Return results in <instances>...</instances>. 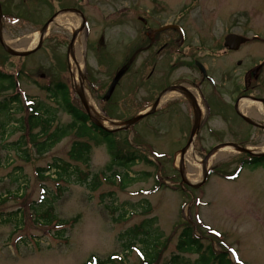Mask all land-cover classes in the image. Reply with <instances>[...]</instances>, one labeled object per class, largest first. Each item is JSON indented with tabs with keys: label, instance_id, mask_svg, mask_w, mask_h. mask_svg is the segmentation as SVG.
Segmentation results:
<instances>
[{
	"label": "rangeland",
	"instance_id": "1",
	"mask_svg": "<svg viewBox=\"0 0 264 264\" xmlns=\"http://www.w3.org/2000/svg\"><path fill=\"white\" fill-rule=\"evenodd\" d=\"M148 1L0 0L3 13L0 36L8 48L16 51L36 46L35 35L56 14L34 52L15 56L0 44V69L22 72L16 88L4 89L7 83H0V101L16 92L21 96V109L11 116L26 114L24 97L57 107L46 89L57 82L67 85L69 101L82 108L74 93L71 58L79 63L90 101L104 118L118 121L136 115L139 107L134 97L143 99L147 91L143 88L135 91L138 79L132 60L133 36L138 26L136 16L145 14ZM192 2L195 6L186 14L183 24L194 44L213 45L230 28L262 38L244 45L234 57L204 58L214 80L222 88L225 86L220 96L218 91L210 92L211 104L204 98L207 106L217 112L208 114L200 107L203 128L182 156L179 150L185 145L190 128L186 125L185 111L179 107L165 114L163 109L156 115L149 114L128 129L116 130L107 140L92 130L94 124L89 118L85 128L74 123L77 126L49 151L43 155L32 152L29 161L4 147L18 137V131L2 136L0 264H85L92 256L105 260L112 254L114 264H146L137 251L127 255L123 252L120 233L151 218L154 219L151 232L158 234L159 240L153 247L157 257L150 264L167 263L173 255L188 264L197 260L200 252L176 249L178 236L187 224L209 264H264V164L239 167L244 154L233 146H223L208 157L204 165L207 178L203 181L201 162L207 151L222 142L238 144L246 139L240 146L253 151L264 147V132L242 125L227 102L231 88L227 72L238 71L237 64L232 65L233 60H241L242 70L264 60V0H167L170 8L160 13L158 19L168 21L183 5ZM67 15L76 16L75 23L70 21V26H75L72 30L57 21ZM73 30L78 33L68 51ZM229 62L236 70L232 67L230 70ZM178 74L192 75L184 67L173 71V76ZM114 79L111 93L103 101L102 93ZM240 80L238 75V86ZM160 81L161 86L165 85L167 77L162 76ZM157 82L156 79L154 85ZM72 119L57 108L58 124H69ZM7 128L10 130V126ZM76 140L91 145L90 161L85 165L70 160V164L87 170L88 179L97 174L100 184L94 189L75 183L73 177L64 181L55 179L52 171L51 177L45 175L55 159L68 161V150ZM226 149L227 153L218 154ZM116 152L136 157L129 168L132 180L124 186L106 169ZM194 155L199 158L198 163ZM36 168H44L43 177ZM47 204H52L55 215L67 220V224L59 226L55 221L44 224Z\"/></svg>",
	"mask_w": 264,
	"mask_h": 264
},
{
	"label": "flooded vegetation",
	"instance_id": "2",
	"mask_svg": "<svg viewBox=\"0 0 264 264\" xmlns=\"http://www.w3.org/2000/svg\"><path fill=\"white\" fill-rule=\"evenodd\" d=\"M166 2L167 0H149L146 5L147 9L143 11L145 14L138 13L136 16L138 26L134 28V58L132 59L138 79L135 91L138 93L139 88H143L147 91V95H144L143 99L136 96L134 101L141 110H153L152 115H156L162 109V114H165L167 111L179 107L185 111L186 125L191 129L193 115L200 110L202 116V107L208 114L211 111L217 112L215 109H210L206 101L211 104L210 92L218 91L217 94L220 96L225 87L222 88L214 80L204 58L210 56L216 58L234 57V53L239 52L244 45L262 38L258 34L249 37L244 32H237L230 28L223 31L213 45L194 44L189 41L183 22L186 14L194 8L195 2L183 5L172 19L160 21L159 14L170 8ZM232 33L239 34L247 40L241 44L231 43L228 47L225 43V36ZM234 63L237 64L238 71L227 72L231 83L227 102L231 105L234 116L241 121L242 125L247 129H254L256 132H264V60L253 65H246L243 70L239 69L242 67H239L240 59L236 60L235 58L232 65H235ZM228 65L231 70V62ZM183 67L192 75L173 76L175 69ZM232 70H236V67H232ZM238 75L241 77L240 86L237 81ZM162 76L167 77L166 84L163 86L160 81ZM156 79L158 82L154 85ZM206 83L209 87L211 86V90L206 88L208 87ZM169 94L171 95L165 96V99L162 100L164 95ZM213 96L215 98V95ZM222 101L224 102V100ZM247 101L251 104L245 108ZM203 125L200 118L198 131L203 128Z\"/></svg>",
	"mask_w": 264,
	"mask_h": 264
},
{
	"label": "trees",
	"instance_id": "3",
	"mask_svg": "<svg viewBox=\"0 0 264 264\" xmlns=\"http://www.w3.org/2000/svg\"><path fill=\"white\" fill-rule=\"evenodd\" d=\"M21 73L20 70H17L15 73H8L0 69V83H7L4 89H14L16 78L19 79ZM46 89L49 92V97L54 100L57 107L51 106L42 100L29 99L26 97V114L19 117H12L11 114H13V112H18L21 109V96L18 93H13L0 101V138L2 139V136L11 135L18 131V137L6 142L4 147L7 150L13 151L17 157L24 161L30 160V154H32V152L36 155H43L49 151L70 132L72 127L75 128L78 125V127L81 126L85 128L87 126L86 122L88 121V115L82 108L76 107L69 101V91L65 84L57 82L53 87L47 86ZM57 108H61L70 114L73 118L71 120L72 124L70 122L69 124L63 125L56 122ZM8 126H10V130H8ZM92 127L94 128L92 130L105 140L111 135L94 125H92ZM90 152L91 145L87 141L76 140L68 150V161L64 162L55 159V161L50 164L49 169H54L53 173L57 180L62 179L64 181H70L73 177L75 183L94 189L100 184V180H97V174H93L91 178L88 179L87 170L83 171L79 169L78 166L75 165L72 167L70 164L71 160L86 165L90 161ZM112 156V160L107 165L106 169L111 170L113 175L112 178L118 177V181L124 186L132 180V177L129 176V168L132 160L136 157L132 153L117 154V152L112 153ZM257 163H264V158L246 159L243 157V160L240 161V166ZM44 171V168H36V172L42 177L44 176ZM46 209L43 218L44 224L49 225L54 221L60 226L67 224V220H60L61 218L55 215L52 204H49ZM147 211H149V208H147ZM110 213L112 214V211ZM153 221V218L144 219L139 224L132 225L127 230L120 233L123 252H131L135 247H139L137 249L140 251L141 260L146 264H150L157 257V252L153 247L157 246L159 236L151 232ZM187 225L181 230L178 236L176 249L182 252H200V255L193 264H209L200 251L201 246L198 238L194 236L192 228ZM113 255L115 254L109 255L105 260L92 256L85 264H90L91 262H94V264H114ZM178 257L180 256L173 255L171 260L164 264H188L186 261L183 262V260H179Z\"/></svg>",
	"mask_w": 264,
	"mask_h": 264
},
{
	"label": "water",
	"instance_id": "4",
	"mask_svg": "<svg viewBox=\"0 0 264 264\" xmlns=\"http://www.w3.org/2000/svg\"><path fill=\"white\" fill-rule=\"evenodd\" d=\"M55 15H56V14H55ZM55 15L51 16V17L45 22V24L42 26V28H41V30H40V32H39V34H38V42H37V45L34 46L33 48H31L30 50H26V51H16V50H14V49L8 48V47L4 44L3 39H2L1 36H0V43H1V45L3 46V48H4L9 54H11V55H15V56H25V55H28V54L34 52V51H35V50L41 45V42H42V40H43V38H44V36H45L46 30H47V25H48V23H49L50 21H52V19H53V17H54ZM0 26H1V10H0ZM77 33H78V30L72 32V37H71V41H70V43H69L68 51L72 48V45H73V43H74V40H75V37H76ZM243 41H244L243 39H240V36L233 35V34H229V35L226 36V38H225V43L228 44V46H229V44H231V43H237V44H238V43L243 42ZM71 53H72V52H71ZM118 76H119V74H118ZM118 76H117V78H118ZM81 79H82V77H81V75H80L81 85H83V83H82L83 81H82ZM115 82H116V79H114L113 82H111V84H110V86H109V88H108V90H107V92H106V95H105L106 97L109 96V94H110V92H111V88L114 86ZM75 91H76L78 97L80 98L81 103H82L84 109L86 110L87 114L89 115L90 120L92 121V123H93L94 125H96L97 127L104 129L105 131L112 132V131H115V130H117V129H119V128H126V127H128L130 124L136 122L137 120H139L140 118H142V117L145 115V113H143V114H137V115H135V116H133V117L127 119V120L113 122L112 124L114 125V127L111 128V129L106 128L105 126L102 125V123H101L100 121L94 119V118L92 117V115L90 114L89 106H88V103H87L86 96H85L84 92H83L79 87H75ZM199 116H200V115H199V112H196L195 117H194L193 127H192V130H191L190 135H189V140H188L186 146L183 147V148L180 150V156H182V155L184 154V151H185L186 148L191 144V142H192V140H193V137H194V135H195V133H196V131H197V127H198V123H199V119H200ZM227 145L233 146V147H234L235 149H237L238 151H241V152H247V153H249V154H251V155L264 156V153H256V152H252V151H250L248 148H244V147L238 146V145H236V144H234V143H223V144H218V145L214 146L211 150H209V151L207 152V154L204 156L203 160H202V163H203V171H204V174H203V181H204V179L206 178V175H207V171H206L204 165H205V163H206L208 157H209V156H210L215 150L219 149L220 147L227 146ZM180 162H182V158L180 159ZM180 174H181V176H182V171H181V170H180ZM184 181H185V180L182 178V182H184ZM185 182H186V181H185ZM198 185H199V184L194 185V186H198Z\"/></svg>",
	"mask_w": 264,
	"mask_h": 264
},
{
	"label": "bare ground",
	"instance_id": "5",
	"mask_svg": "<svg viewBox=\"0 0 264 264\" xmlns=\"http://www.w3.org/2000/svg\"><path fill=\"white\" fill-rule=\"evenodd\" d=\"M75 20H76V16L67 15V16H63L62 18L58 19L57 21L60 22V23H64V25H67L72 30L75 26L74 27L70 26V23L71 22H72L71 24L75 23ZM34 38H38V34H36ZM70 69H71V74H72V79H73V85L75 87H79L84 92V94L86 96V100L88 102L89 111H90L92 117L94 119L100 121L105 126H109V125L112 126L113 124H112L111 120H108V119L104 118V116H102V114H100L98 112L97 108L90 101V98H89V95H88V92H87L86 88L84 87V85H81L80 75H79L80 65H79V63H77V61H74V59H72V58H71V61H70ZM170 95L171 94L165 95V96L167 97V96H170ZM245 103H246V105L244 106L245 108L251 104L248 101L245 102ZM258 150H264V147H262L261 149H258ZM258 150H256V151H258ZM228 151H229L228 149L223 150V151H219L218 154H220V153H222V154L224 153L225 154ZM193 159H195L197 163L200 161L199 158H196V156H195V158L193 157Z\"/></svg>",
	"mask_w": 264,
	"mask_h": 264
}]
</instances>
